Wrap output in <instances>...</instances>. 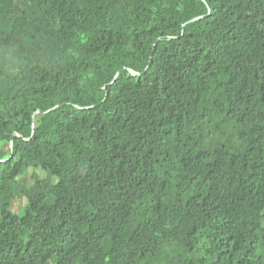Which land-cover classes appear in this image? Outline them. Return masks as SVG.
<instances>
[{"label": "trees", "instance_id": "obj_1", "mask_svg": "<svg viewBox=\"0 0 264 264\" xmlns=\"http://www.w3.org/2000/svg\"><path fill=\"white\" fill-rule=\"evenodd\" d=\"M0 264H264V0H0Z\"/></svg>", "mask_w": 264, "mask_h": 264}, {"label": "rangeland", "instance_id": "obj_2", "mask_svg": "<svg viewBox=\"0 0 264 264\" xmlns=\"http://www.w3.org/2000/svg\"><path fill=\"white\" fill-rule=\"evenodd\" d=\"M36 172H37L41 177H44V176H45V172H44L42 169H36ZM32 174H33V169H29V170L27 171V173L21 178V182H22L23 184H25V185H30V184H32V182H33ZM25 202H26L25 197L17 196V197L14 199V202H13V205H12V209H13V210H19V209L24 205Z\"/></svg>", "mask_w": 264, "mask_h": 264}, {"label": "water", "instance_id": "obj_3", "mask_svg": "<svg viewBox=\"0 0 264 264\" xmlns=\"http://www.w3.org/2000/svg\"><path fill=\"white\" fill-rule=\"evenodd\" d=\"M117 74H118V73H117ZM117 74H116V75H117Z\"/></svg>", "mask_w": 264, "mask_h": 264}]
</instances>
